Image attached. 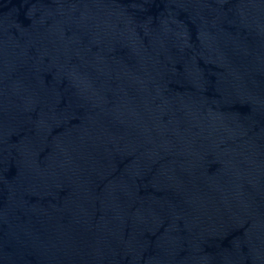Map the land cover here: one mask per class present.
<instances>
[{
  "label": "water",
  "instance_id": "1",
  "mask_svg": "<svg viewBox=\"0 0 264 264\" xmlns=\"http://www.w3.org/2000/svg\"><path fill=\"white\" fill-rule=\"evenodd\" d=\"M0 264H264V0H0Z\"/></svg>",
  "mask_w": 264,
  "mask_h": 264
}]
</instances>
